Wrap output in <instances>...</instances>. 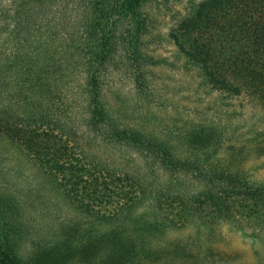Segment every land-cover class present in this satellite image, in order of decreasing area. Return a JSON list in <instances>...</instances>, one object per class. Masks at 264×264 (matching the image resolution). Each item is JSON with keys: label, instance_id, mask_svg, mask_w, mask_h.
I'll return each mask as SVG.
<instances>
[{"label": "trees", "instance_id": "1", "mask_svg": "<svg viewBox=\"0 0 264 264\" xmlns=\"http://www.w3.org/2000/svg\"><path fill=\"white\" fill-rule=\"evenodd\" d=\"M43 1H13L10 35L18 45L8 61L11 106L0 112V134L22 150L72 219L48 239L33 238L36 230L23 219L28 197L0 183V264H141L163 254L168 245L152 237L178 221L263 228L264 184L230 164H210L203 151L211 134L187 136L181 153L106 112L100 90L109 66L134 70L137 83L143 65L154 62L140 51L148 0H70L48 16ZM168 36L211 89L264 104V0L192 1ZM77 133L117 145L145 170L153 165L193 188L153 204L141 171L118 172L83 156Z\"/></svg>", "mask_w": 264, "mask_h": 264}, {"label": "rangeland", "instance_id": "2", "mask_svg": "<svg viewBox=\"0 0 264 264\" xmlns=\"http://www.w3.org/2000/svg\"><path fill=\"white\" fill-rule=\"evenodd\" d=\"M13 1H0V112L11 106L7 80L12 72L8 61L18 45L10 35ZM67 1L70 0H44L41 11L48 16L61 8L68 9ZM192 1L195 0H148L143 5L147 26L140 51L154 62L143 65L137 83L134 70L129 71L120 63L109 66L101 81L103 106L117 125L150 133L171 143L181 153L186 152L183 142L187 136L206 131L212 138L203 154L210 164H230L248 180L264 184V104L246 93L230 96L211 89L168 36L176 19L188 10ZM28 25L32 31L38 21ZM18 36L23 37L20 33ZM74 79L77 83L81 81L79 76ZM11 117L17 118L15 114ZM75 139L74 145L83 156L104 167L132 175L141 171L148 189H154V198L150 195L153 204H166L169 196L193 188L189 182L180 184V179L163 176L153 165L145 170L117 145L79 133ZM0 183H7V188L18 191L22 199L28 197L23 219L31 230H36L33 238L48 239L59 223L72 219L62 200L43 184L33 163L1 134ZM168 219L176 222L177 216L168 214ZM151 241L168 246L162 255L141 264H264V227L240 228L226 221L214 224L195 221L180 226L178 221Z\"/></svg>", "mask_w": 264, "mask_h": 264}]
</instances>
